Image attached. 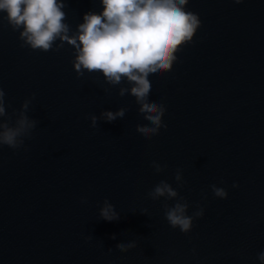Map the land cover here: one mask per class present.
Segmentation results:
<instances>
[{
    "label": "water",
    "instance_id": "water-1",
    "mask_svg": "<svg viewBox=\"0 0 264 264\" xmlns=\"http://www.w3.org/2000/svg\"><path fill=\"white\" fill-rule=\"evenodd\" d=\"M65 3L73 31L84 13L102 10L99 0ZM186 9L201 21L192 42L176 53L170 71L148 77L149 99L165 105L167 125L151 139L135 131L148 122L134 97L118 96L119 86L102 75L77 77L70 45L48 52L21 47L19 30L0 20L6 110H18L35 93L27 114L39 121L24 141L27 151L0 149V264H260L264 0H189ZM120 107L128 109L123 118L90 127L88 115ZM153 161L167 168L157 174ZM160 180L185 197L188 215L196 203L204 208L188 233L165 220L163 197L148 198ZM212 184L227 198L214 197ZM105 198L119 220L99 218ZM145 208L149 216L140 213ZM130 241L137 246L116 248Z\"/></svg>",
    "mask_w": 264,
    "mask_h": 264
},
{
    "label": "clouds",
    "instance_id": "clouds-1",
    "mask_svg": "<svg viewBox=\"0 0 264 264\" xmlns=\"http://www.w3.org/2000/svg\"><path fill=\"white\" fill-rule=\"evenodd\" d=\"M188 2L99 0L102 10L99 13H84L83 22L77 24L73 31L65 22V0H0V20H6L13 31L19 30L21 47L28 46L32 50L48 52L59 51L65 43L70 45L73 48L72 68L77 77H83L85 72L102 75L108 85L119 86L118 96L128 94L134 97L138 114L148 122L137 124L135 131L151 139L167 125L162 121L165 105L149 99L152 83L148 77L170 71L177 60L176 53L185 44L192 42L200 27L198 15L186 9ZM235 2L239 3L240 0ZM103 91L108 93L109 89ZM33 99L35 93L24 99L18 110L13 109L9 113L5 105V92L0 87V149L7 146L14 151L21 148L27 151L24 141L32 137L39 123L27 114ZM127 111V108L120 107L115 112L104 110L99 116L91 114L86 118L90 120V127L95 129L99 120L112 122L123 118ZM151 167L159 174L167 165L153 161ZM182 171L177 168L174 175L177 188L184 186ZM232 187L238 185L234 183ZM210 189L214 197L227 198L224 188L212 184ZM201 195L202 199L207 198L205 193ZM147 196L153 201L164 198V218L173 229L178 228L181 233L191 231L193 221L204 215V208L199 203L192 205L195 210L188 215L189 202L166 180H160ZM169 200L175 203L169 206ZM81 202H85L83 198ZM140 213L149 216L146 208ZM98 215L105 221L120 219L115 206L107 198L99 207ZM110 239H116L115 234ZM136 246V241H130L118 243L116 248L124 253ZM257 259L260 264H264V251L258 253Z\"/></svg>",
    "mask_w": 264,
    "mask_h": 264
}]
</instances>
